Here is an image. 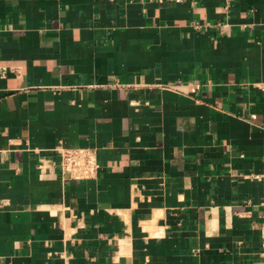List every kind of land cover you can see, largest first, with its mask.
<instances>
[{
    "label": "crops",
    "instance_id": "1",
    "mask_svg": "<svg viewBox=\"0 0 264 264\" xmlns=\"http://www.w3.org/2000/svg\"><path fill=\"white\" fill-rule=\"evenodd\" d=\"M263 224L264 0H0V264H264Z\"/></svg>",
    "mask_w": 264,
    "mask_h": 264
},
{
    "label": "built area",
    "instance_id": "2",
    "mask_svg": "<svg viewBox=\"0 0 264 264\" xmlns=\"http://www.w3.org/2000/svg\"><path fill=\"white\" fill-rule=\"evenodd\" d=\"M62 172L71 177L85 179L96 176L99 163L96 151L90 147H68L59 150ZM43 167V165H41ZM264 243V224L261 227Z\"/></svg>",
    "mask_w": 264,
    "mask_h": 264
}]
</instances>
